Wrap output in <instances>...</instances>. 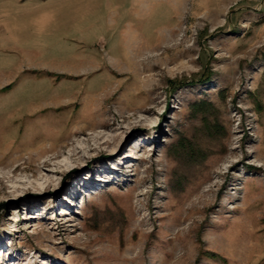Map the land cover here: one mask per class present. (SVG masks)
<instances>
[{
    "label": "rangeland",
    "instance_id": "rangeland-1",
    "mask_svg": "<svg viewBox=\"0 0 264 264\" xmlns=\"http://www.w3.org/2000/svg\"><path fill=\"white\" fill-rule=\"evenodd\" d=\"M103 3L0 77V264H264V0Z\"/></svg>",
    "mask_w": 264,
    "mask_h": 264
},
{
    "label": "crops",
    "instance_id": "crops-1",
    "mask_svg": "<svg viewBox=\"0 0 264 264\" xmlns=\"http://www.w3.org/2000/svg\"><path fill=\"white\" fill-rule=\"evenodd\" d=\"M103 2L106 10L140 11L142 18L153 9V0ZM54 19L51 0H0V77H56L55 57L43 40L53 31Z\"/></svg>",
    "mask_w": 264,
    "mask_h": 264
},
{
    "label": "bare ground",
    "instance_id": "bare-ground-1",
    "mask_svg": "<svg viewBox=\"0 0 264 264\" xmlns=\"http://www.w3.org/2000/svg\"><path fill=\"white\" fill-rule=\"evenodd\" d=\"M120 146H121V145L118 144L116 152L113 153L114 155H116L117 152H119ZM44 163H45V162H44ZM46 165H47V166H50V165H51V162H50V161H47V162H46Z\"/></svg>",
    "mask_w": 264,
    "mask_h": 264
}]
</instances>
